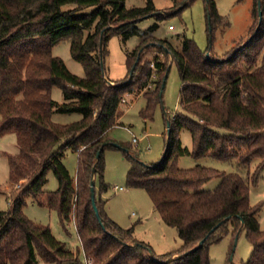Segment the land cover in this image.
<instances>
[{"label": "trees", "instance_id": "trees-1", "mask_svg": "<svg viewBox=\"0 0 264 264\" xmlns=\"http://www.w3.org/2000/svg\"><path fill=\"white\" fill-rule=\"evenodd\" d=\"M205 1L208 34L213 38L216 28L225 29L229 20L215 0ZM261 6L259 26V0H254L253 21L240 48L223 58L212 54L208 58L210 49L203 50L191 37L183 36L178 48L169 39L156 37L153 27L143 30L137 25L158 11L153 0L133 7H127L126 0H0V135L16 133L19 151L9 155L10 180L20 188L12 209L0 211V264L79 261L80 249L67 247L49 225L23 212L28 194L58 210L63 224L74 222L93 264H210V245L229 233L230 226L233 235L242 226L252 242V253L243 264H264V227L257 218L263 203L250 202V182H257L264 169V0ZM166 14L156 16L161 19ZM112 33L125 39L142 37L127 53V76L110 79L114 83L106 80L102 66ZM65 38L85 76L71 72L64 59L53 54L54 45ZM154 48L166 58L157 53L153 60H145ZM173 62L182 79L181 109L169 115L164 158L144 162L131 144H114L109 131L122 124L120 105L128 93L143 94L146 104L140 113L146 120L154 118L164 104L163 81ZM155 74L158 81L153 80ZM153 83L155 87L149 88ZM55 86L62 88L63 102L53 98ZM55 112L82 116L60 123L53 119ZM165 120L167 127L166 114ZM183 128L191 133V147L181 140ZM108 147L123 149L131 162L128 185L149 192L164 221L177 228L183 240L179 250L156 254L135 236L134 226L122 227L109 216L107 199L102 197L107 190ZM67 149L78 154L76 174L63 161ZM182 155L236 160V170L202 163L181 167ZM50 171L59 185L46 191ZM93 177L100 217L91 195ZM213 178L220 179L218 185L205 189Z\"/></svg>", "mask_w": 264, "mask_h": 264}, {"label": "rangeland", "instance_id": "rangeland-1", "mask_svg": "<svg viewBox=\"0 0 264 264\" xmlns=\"http://www.w3.org/2000/svg\"><path fill=\"white\" fill-rule=\"evenodd\" d=\"M156 9L161 13H167L158 19L156 15L141 19L137 25L143 30L154 28L156 37L167 38L173 45L180 47L183 36H188L197 41L203 49H210L216 57H226L229 51L239 46L240 42L247 39L249 27L253 21L252 9L254 0H215L219 12L226 16L229 25L225 29L216 28L213 38L208 34V21L205 0H192L186 6H182L186 0H153ZM148 0H126L127 7L146 6ZM181 7V8H180ZM155 25H157L155 27ZM142 37L133 35L125 39L122 34L112 33L107 41V54L105 56L106 76L113 80L124 79L128 72L127 53L133 50L141 41ZM242 46V45H241ZM239 46V48L241 47ZM159 53L162 59L166 56L151 49L145 56V60H153ZM53 54L64 59L69 70L79 76H85L83 64L76 60L70 50L68 38L60 40L53 47ZM262 53L260 54V58ZM169 57H167L168 59ZM259 58V59H260ZM159 74L153 76L158 81ZM154 88L155 84L148 86ZM182 79L175 62L171 64L164 88V104L159 105L153 119H144L140 113L146 104L143 94H126V101L121 103L123 114L120 125L109 131L111 141L131 144V150L139 151L140 159L144 162H158L162 159L168 140L165 111L171 115L181 109L180 94ZM52 96L59 102H63V90L59 86L52 89ZM164 107V108H163ZM79 112H55L53 119L60 123H68L81 118ZM1 118V116H0ZM133 135L139 139L133 141ZM180 137L184 145L192 146L191 133L183 128ZM19 147L16 133L0 135V211L12 209L13 198L19 193L18 184H12L10 180L9 155L17 154ZM106 168L104 180L107 190L102 197L107 199L106 211L122 227L134 226L135 236L151 245L156 254H165L177 251L183 245V240L178 234L175 226L164 221L156 210L149 192L143 187H131L128 185V170L131 162L124 156L122 148L108 147L105 151ZM63 161L72 174H76L78 166V154L70 149L66 150ZM202 163L217 167L225 171L236 170V160H218L213 157L196 159L192 155H182L178 158L181 167H192ZM257 160L251 166L255 168ZM247 170H243L246 173ZM46 191L57 189L59 183L53 171L48 173ZM22 181H20L21 183ZM220 182L219 178H213L205 185V189H214ZM19 183V184H20ZM100 180L97 179L99 188ZM115 185L123 186L115 189ZM19 189V190H18ZM250 202L252 205L263 203L257 218L260 226L264 227V169L257 182H250ZM23 212L34 221L49 225L53 234L65 242L67 247L77 251L80 249L78 262H66L64 264H86V258L77 228L74 222L62 223L58 210L51 209L41 204L33 194L25 196ZM230 231L220 241L210 245V264H243L250 257L253 245L247 237L246 229L239 228L235 235ZM92 260L94 258L87 254ZM39 264H56L40 260Z\"/></svg>", "mask_w": 264, "mask_h": 264}, {"label": "water", "instance_id": "water-1", "mask_svg": "<svg viewBox=\"0 0 264 264\" xmlns=\"http://www.w3.org/2000/svg\"><path fill=\"white\" fill-rule=\"evenodd\" d=\"M158 13H161L160 11H156V12H153V13H151V14H148L146 17H148V16H152V15H156V14H158ZM259 15H260V22H259V26H260V24H261V21H262V18H263V11H262V6H261V0H259ZM259 26H258V28H259ZM248 41H246L245 43H247ZM207 56H208V58H212L211 57V52L210 51H208L207 52ZM139 61V58L136 60V62H135V65L133 66V68H132V71H131V75L133 74V72H134V69H135V66H136V63ZM102 66H103V68L105 69V62H104V57L102 56ZM105 77H106V80L108 81V82H110V83H114L113 81H111L106 75H105ZM166 80H167V75L165 76V78H164V81H163V87L165 86V84H166ZM165 111V114H166V117H167V131H168V138H169V136H170V126H171V120L169 119V114H168V112L166 111V110H164ZM114 144H116V145H118V146H120L119 145V143H117V142H113ZM106 144V143H105ZM105 144H103V147L105 146ZM127 149V148H126ZM100 152H101V150L98 152V156L100 155ZM164 157H162V159H163ZM161 159V160H162ZM91 195H92V199H93V204H94V208H95V211H96V214H97V216L98 217H100V212H99V208H98V206H97V202H96V190H95V179H94V177H93V179H92V182H91ZM242 228V226L240 227V229ZM204 243V239L203 240H201L200 242H199V245H202ZM169 260V259H168ZM167 260V261H168Z\"/></svg>", "mask_w": 264, "mask_h": 264}, {"label": "built area", "instance_id": "built-area-1", "mask_svg": "<svg viewBox=\"0 0 264 264\" xmlns=\"http://www.w3.org/2000/svg\"><path fill=\"white\" fill-rule=\"evenodd\" d=\"M123 102L126 101V97H123L122 99ZM133 141L134 142H138L139 139L136 135H133ZM124 188L123 186H118V185H115V189L118 190V189H122ZM85 258H86V264H90L92 262V260L90 258L87 257V255L85 254Z\"/></svg>", "mask_w": 264, "mask_h": 264}, {"label": "crops", "instance_id": "crops-1", "mask_svg": "<svg viewBox=\"0 0 264 264\" xmlns=\"http://www.w3.org/2000/svg\"><path fill=\"white\" fill-rule=\"evenodd\" d=\"M113 80V79H112ZM178 111V110H177ZM120 121H121V118H120ZM122 122V121H121Z\"/></svg>", "mask_w": 264, "mask_h": 264}]
</instances>
